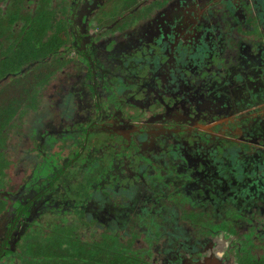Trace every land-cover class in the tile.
I'll use <instances>...</instances> for the list:
<instances>
[{
	"label": "flooded vegetation",
	"instance_id": "af4514ba",
	"mask_svg": "<svg viewBox=\"0 0 264 264\" xmlns=\"http://www.w3.org/2000/svg\"><path fill=\"white\" fill-rule=\"evenodd\" d=\"M0 30V112H23L0 117V264H188L187 246L137 216L168 207L154 174L202 156L211 177L255 158L228 184L264 205V0H0ZM54 38L59 61L44 56ZM107 149L123 154L109 181L132 188L117 207L101 193ZM215 247L204 264H264V245L221 263Z\"/></svg>",
	"mask_w": 264,
	"mask_h": 264
},
{
	"label": "trees",
	"instance_id": "16d2710c",
	"mask_svg": "<svg viewBox=\"0 0 264 264\" xmlns=\"http://www.w3.org/2000/svg\"><path fill=\"white\" fill-rule=\"evenodd\" d=\"M44 32L45 30L42 31V33ZM2 37L3 33L0 30V38ZM61 45L62 43L56 38L49 43L47 42L45 46H49V48H43L44 56L47 55L46 52H51L50 55L54 56L55 60L59 61L58 56L60 54L58 51ZM15 113L16 111L13 109L1 111L0 117L7 116L8 118H13L17 114H23L22 111ZM11 126H15L13 122ZM47 145L49 144L43 146V150L46 149ZM219 148L223 150L225 147L219 146ZM107 151L108 164L104 169L107 185L104 184V186H102L103 192L101 193L108 199L105 203L107 206L117 207L119 205L111 201V199L115 198L119 200L120 197L118 198V196L122 192L118 193L120 189L115 186V183L109 181V179L112 178L110 174L114 175L118 169L115 161L119 158L122 151L120 150V152H118L116 149H107ZM158 154L156 155V153H154L153 156L150 155L149 157L144 156V159L153 160L155 166H160L158 163V159L160 158H157L159 157ZM204 154L206 156L205 152L202 154L200 153V155ZM122 155L123 154H121V156ZM244 156L246 160L244 164H241V169H237L236 175L222 167V170H220L217 176H206L208 175L207 170H205L206 164H201V162L205 160L204 156L198 160L197 165L195 164L196 160H189V171L184 172L181 170V172H178L176 169H172L174 173L171 174H154L160 181L164 179L162 181V186L151 192L153 198L156 199V203L159 204L156 208L164 205L168 207L158 210L159 213H154L152 218L148 217L146 220H144L145 213L143 212L142 214V212L139 211L137 216V221L139 220L138 226H140V223L142 226L148 227L149 225H153L150 229L152 232L156 233L155 237H159L158 241L165 238L169 241L176 239L178 244L180 242L183 243V247L187 246L188 249L186 248V250H184V255L188 260V264H204L206 258L215 253V245L218 242H220V248H223L219 256L220 263L228 259L229 250L238 251L239 249H250L253 246L257 247V245H264L262 242V240H264V205L257 206L258 203L254 205V202H258L256 193L247 192L243 195L240 192L238 197L237 195H233L234 190H232L231 186L228 184L230 182L242 183L247 181L249 172L256 169L255 165H258V161L246 154H244ZM48 160L50 161L51 167L55 165L56 160L54 158L50 156ZM243 169L246 170L244 171ZM198 170L203 171V174L193 173L198 172ZM47 172L48 171L45 173ZM257 176L259 175L256 171L254 177ZM238 179H241V181ZM143 182H140V184H143ZM143 185L145 188V183ZM216 185L219 186L218 190L216 189ZM131 189L132 188L129 187L123 189L124 193L121 195L123 201L131 196ZM234 197L236 199H234ZM161 199H163L164 202H161ZM127 204L125 203V205ZM84 210V208H81L80 212ZM121 213L120 211V214ZM87 215L89 214L87 213ZM124 215L123 219H129L127 212L124 213ZM164 216L165 218H163ZM130 224L135 225V221L130 223L127 222V225ZM124 225H126V221H124L123 226ZM102 226H104V236L106 238L103 245L107 248L114 247V242H116L118 238L112 235L118 231L117 225H115V227L112 226L110 219L106 218ZM132 227L135 228L133 225ZM193 234L195 237H193ZM181 239L183 242L179 241ZM184 241H186L187 244H184Z\"/></svg>",
	"mask_w": 264,
	"mask_h": 264
},
{
	"label": "rangeland",
	"instance_id": "374dc122",
	"mask_svg": "<svg viewBox=\"0 0 264 264\" xmlns=\"http://www.w3.org/2000/svg\"><path fill=\"white\" fill-rule=\"evenodd\" d=\"M162 2H164V1H162ZM149 6H150V4H148V5H146V6H143L142 8H138V9L135 8V9H136V10L134 9L135 12H138V13H136L135 15L142 13V11L145 10L146 8H148ZM166 6H167V4H166ZM162 7H163V6H162ZM162 7H161V8H162ZM222 7H223V5H222ZM161 8H160L159 10H154L155 15H156V14H157V15H160L161 13L164 12V9H163V8L161 9ZM158 11H159V12H158ZM157 12H158V13H157ZM151 13H152V11H151L149 14H151ZM149 14H148V15H149ZM157 15H156V16H157ZM129 18H132V16L130 15ZM154 20H155V17L152 18V19H150V23L153 24ZM139 22H140V21H139ZM141 41H143L142 38L139 39V43H140ZM167 44H168V43H167ZM141 45H142V44H139V46H141ZM123 57H124V55H123ZM172 64L174 65L175 62L173 61Z\"/></svg>",
	"mask_w": 264,
	"mask_h": 264
}]
</instances>
